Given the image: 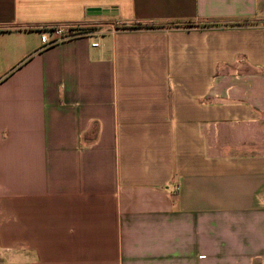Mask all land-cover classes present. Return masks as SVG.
<instances>
[{"label":"crops","instance_id":"crops-1","mask_svg":"<svg viewBox=\"0 0 264 264\" xmlns=\"http://www.w3.org/2000/svg\"><path fill=\"white\" fill-rule=\"evenodd\" d=\"M0 264H264V0H0Z\"/></svg>","mask_w":264,"mask_h":264},{"label":"built area","instance_id":"built-area-1","mask_svg":"<svg viewBox=\"0 0 264 264\" xmlns=\"http://www.w3.org/2000/svg\"><path fill=\"white\" fill-rule=\"evenodd\" d=\"M79 28H71L70 26H49L41 31L40 41L44 45H51L58 41L64 40L66 38L72 37L75 34H78L80 31ZM97 42H93L92 46H97ZM177 188V187H175Z\"/></svg>","mask_w":264,"mask_h":264},{"label":"water","instance_id":"water-1","mask_svg":"<svg viewBox=\"0 0 264 264\" xmlns=\"http://www.w3.org/2000/svg\"><path fill=\"white\" fill-rule=\"evenodd\" d=\"M91 13H97V14H100L101 11L99 9H91L89 10Z\"/></svg>","mask_w":264,"mask_h":264},{"label":"rangeland","instance_id":"rangeland-1","mask_svg":"<svg viewBox=\"0 0 264 264\" xmlns=\"http://www.w3.org/2000/svg\"><path fill=\"white\" fill-rule=\"evenodd\" d=\"M80 31V29H78Z\"/></svg>","mask_w":264,"mask_h":264}]
</instances>
